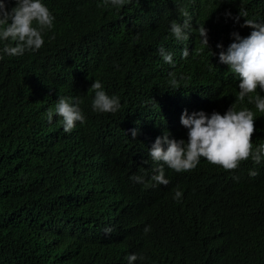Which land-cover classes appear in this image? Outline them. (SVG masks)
Wrapping results in <instances>:
<instances>
[{"label": "trees", "instance_id": "16d2710c", "mask_svg": "<svg viewBox=\"0 0 264 264\" xmlns=\"http://www.w3.org/2000/svg\"><path fill=\"white\" fill-rule=\"evenodd\" d=\"M44 3L56 17L44 45L0 60V264H126L130 252L143 256L136 264H264V164L249 158L226 171L201 158L188 172L165 166L169 183L152 187L155 164L147 154L164 131L186 139L184 109L255 111L236 99L238 80L219 63L217 44L226 49L232 31H251L240 26L244 17L234 23L226 11L245 8L249 18H264V0ZM179 7L192 17L183 44L169 32L183 19ZM203 26L208 47L199 37ZM160 45L175 67L163 62ZM93 80L120 97L119 111L91 110ZM59 96L82 101L86 121L70 134L58 117L46 118ZM256 114L253 146L264 143V114ZM253 168L255 177L248 175Z\"/></svg>", "mask_w": 264, "mask_h": 264}, {"label": "clouds", "instance_id": "9594fccd", "mask_svg": "<svg viewBox=\"0 0 264 264\" xmlns=\"http://www.w3.org/2000/svg\"><path fill=\"white\" fill-rule=\"evenodd\" d=\"M126 2L102 0L105 7H122ZM10 4L11 0H0V60L5 56H23L26 52L38 51L45 43V32L53 29L56 19L44 0H15L14 6L10 7ZM179 13L183 17L182 21H172L169 32L176 42L183 44L189 40L192 17L183 7H179ZM225 16L234 23H239L241 17H244L240 26L251 29L247 36L232 31V42L226 49L220 43L217 48L220 49L219 63L227 65L238 80L236 99L241 103L247 100V104L252 105L255 111L249 107L237 108L233 104L223 114L215 110L208 113L202 109L189 113L184 109L180 115V124L187 130L186 139H176L169 131H164L148 148V157L155 164L151 176L152 187L169 183L165 166L177 173L188 172L197 167L201 158L226 171L237 169L242 161L249 158L254 165L264 164V143L253 146L252 142L254 119L258 117L256 113L264 114V18H249L245 8H239L235 16L231 11H226ZM199 37L201 43L208 47L207 29L204 26L199 28ZM157 52L164 63L175 67L176 61L171 51L160 45ZM189 55L188 47H183L181 58L186 59ZM176 84L177 79L173 78L171 86L175 88ZM90 88L94 93L91 100L93 112L114 114L120 110V97L109 95L101 81L93 80ZM81 103L77 97L59 96L54 109L47 111V121L51 123L54 116L58 117L63 132L70 134L77 123L82 125L86 121ZM130 132L135 138L137 129H130ZM257 174L254 168L249 169V176L255 177ZM129 179L133 183H145L143 175H132ZM232 179L238 180L239 177L233 175ZM181 198L182 191L176 190L173 199L179 201ZM112 230L111 227L104 229L105 233ZM150 231L151 227L146 225L144 232ZM138 260H143V256L135 252L126 256V264H136Z\"/></svg>", "mask_w": 264, "mask_h": 264}]
</instances>
